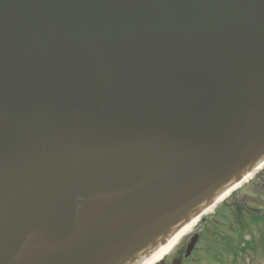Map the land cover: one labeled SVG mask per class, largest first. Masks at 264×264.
Instances as JSON below:
<instances>
[{"label":"water","instance_id":"water-1","mask_svg":"<svg viewBox=\"0 0 264 264\" xmlns=\"http://www.w3.org/2000/svg\"><path fill=\"white\" fill-rule=\"evenodd\" d=\"M263 164L264 0H0V264H141Z\"/></svg>","mask_w":264,"mask_h":264},{"label":"flooded vegetation","instance_id":"flooded-vegetation-1","mask_svg":"<svg viewBox=\"0 0 264 264\" xmlns=\"http://www.w3.org/2000/svg\"><path fill=\"white\" fill-rule=\"evenodd\" d=\"M258 189L264 191V182ZM263 195L253 197L264 203ZM261 210L264 209L257 207L253 214L222 215L220 224L210 221L203 230L206 220L159 264H264V211ZM195 234L199 235V240L187 257L189 243Z\"/></svg>","mask_w":264,"mask_h":264},{"label":"rangeland","instance_id":"rangeland-1","mask_svg":"<svg viewBox=\"0 0 264 264\" xmlns=\"http://www.w3.org/2000/svg\"><path fill=\"white\" fill-rule=\"evenodd\" d=\"M263 182H264V171L261 172L260 175H255L249 182L244 184L243 188L239 189L233 195H230V197H228V199L224 203L220 204L217 208L212 210L211 213H209L208 215H205L204 218L207 220L206 222L207 224H205L202 227L203 230L207 229L206 227L210 221L212 222L218 221V223L220 224V219L223 216H226L228 214L230 215L232 213L231 209H234L233 211L234 213L236 212L237 215L239 213H242L245 215L253 214L256 212L257 207H261L264 209L263 201H260L259 199H256L255 197H253L254 195L256 196L259 195L260 193L264 194L263 190L258 189V187H261V183ZM261 211H264V210H261ZM202 225H203V222H200L199 225L196 228H194L187 236H185L180 241L179 244L183 243V241H185L186 238L189 235H191L193 232L198 231V229H200ZM244 229L246 230V228ZM246 235L247 234H245V236Z\"/></svg>","mask_w":264,"mask_h":264},{"label":"bare ground","instance_id":"bare-ground-1","mask_svg":"<svg viewBox=\"0 0 264 264\" xmlns=\"http://www.w3.org/2000/svg\"><path fill=\"white\" fill-rule=\"evenodd\" d=\"M261 167H264V164ZM251 177H253V174L247 176L243 180V182L237 184L231 190H229L225 195H223L219 199V201L216 203V205L219 204V203H221L222 201H224L227 197H229L231 195V193H233L239 187V185H241L242 183L250 180ZM215 207H217V206H213L212 208H210L209 210H207L206 213H205V215L211 213L212 210L215 209ZM198 223H199V221L198 220H195L192 223L186 225L166 245H164L160 249H158L155 253H153L149 258H147L141 264H158V262H160L164 257H166L167 255H169L173 251V249L180 243V241L185 236H187L198 225Z\"/></svg>","mask_w":264,"mask_h":264},{"label":"trees","instance_id":"trees-1","mask_svg":"<svg viewBox=\"0 0 264 264\" xmlns=\"http://www.w3.org/2000/svg\"><path fill=\"white\" fill-rule=\"evenodd\" d=\"M260 174H261V173H260ZM260 174H259V175H260Z\"/></svg>","mask_w":264,"mask_h":264}]
</instances>
